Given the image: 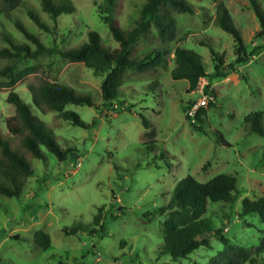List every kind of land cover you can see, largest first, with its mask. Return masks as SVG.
Returning a JSON list of instances; mask_svg holds the SVG:
<instances>
[{
  "label": "rangeland",
  "instance_id": "1",
  "mask_svg": "<svg viewBox=\"0 0 264 264\" xmlns=\"http://www.w3.org/2000/svg\"><path fill=\"white\" fill-rule=\"evenodd\" d=\"M76 11L61 15L56 21L43 12L38 0H25L33 6L54 34L41 31L22 8L17 15L44 45L57 50L78 47L87 42L88 29L101 35L105 47H119L100 21L93 0H70ZM196 15L178 14L177 37L162 44L159 40L139 39L132 57L142 56L154 48L171 49L150 70L125 72L124 84L113 104L101 97L103 77L96 76L83 64L68 63L58 54L16 63L13 76L32 69L11 88L0 87V132L6 135L5 121L15 114L8 103L10 92L31 104V87L45 83L68 86L89 95L94 106L67 105L90 129L73 126L59 118L58 112L32 105L35 116L54 132L63 149L71 152L65 162L48 154L46 161L30 160L35 174L30 177L20 198L0 195V264H210L223 244L216 235L209 236L202 247L186 259L172 260L162 255V224L166 215L159 209L169 203L175 186L192 176L200 183L227 174L236 177L238 198L231 203H208L202 219L210 221L212 230H220L232 244L247 248L253 264H264L259 252L264 225L256 214L239 219L244 199L264 196V137L251 133L245 117L254 112L264 114V50L238 73L227 78V67L236 60L233 37L214 26L216 4L209 0H186ZM229 9L235 28L241 33L247 53L263 42L257 39L259 23L248 0H221ZM264 11V0H258ZM114 15L120 29L128 33L145 0H118ZM204 9V11H202ZM24 41L4 18L0 30ZM199 55L207 74L213 78L215 107L205 108V123H197L203 132L192 128L184 107L199 97L188 92L187 81L172 79L175 68L172 50L177 42ZM205 41L207 45H201ZM217 52L215 61L210 47ZM6 46L0 40V47ZM0 59V66L5 65ZM7 80L0 78V83ZM211 85V86H212ZM126 111L114 112L115 109ZM142 115L152 124L146 130ZM264 124V120H263ZM230 147L222 144L220 137ZM100 215L98 224L94 218ZM146 216L149 218L147 219ZM77 228L75 236L62 230ZM46 232L51 248L41 250L33 243L36 231ZM241 264H251L244 260Z\"/></svg>",
  "mask_w": 264,
  "mask_h": 264
},
{
  "label": "trees",
  "instance_id": "2",
  "mask_svg": "<svg viewBox=\"0 0 264 264\" xmlns=\"http://www.w3.org/2000/svg\"><path fill=\"white\" fill-rule=\"evenodd\" d=\"M38 1L43 12L55 21L63 14L70 15L76 11L70 0ZM209 1L216 4L214 26L231 35L235 44L236 60L227 67V74H220L216 69L218 76L227 78L231 74L238 73V68L249 64L258 53L264 50V11L258 0H248V5L259 23L256 37L263 42V45L247 53L243 37L235 28L229 9L221 0ZM93 3L97 7L100 21L109 28L114 41L119 45L118 48L111 50L105 47L101 35L88 29L87 42L78 47L55 52L53 48L44 45L14 14L17 9L22 8L27 17L41 31L55 35V29H52L42 19L33 6L27 5L25 0H0V20L4 18L8 21L24 38V41H20L5 29L0 30V40L6 44V46L0 47V59L6 62L4 66H0V78L7 80V82L0 83V87L11 88L33 71L32 69L25 70L17 77L13 76L16 63L19 61L58 54L68 63L83 64L96 76L103 77L102 100L106 104H113L124 84L127 70L144 73L153 68L164 55L170 54L171 51V49L162 51L160 48H154L142 56L132 57V49L136 42L141 38H156L162 44L174 42L177 37V21L173 14H197L196 8L186 0H145L139 17L134 21V27L126 33L120 29L114 19V15L119 9L118 0H93ZM185 42L186 40L178 41L172 50L175 68L171 77L175 81H187L190 93L196 90L201 78L210 82L213 76L206 73L204 62L199 55L182 47ZM200 44L207 45V42L201 41ZM208 46L210 47V45ZM210 52L214 60L219 61L221 66L222 61L216 59L217 52L212 47H210ZM155 55L157 62L153 59ZM30 89L31 104L25 103L15 92H10L7 97L8 103L15 108V114L5 121L8 133L4 135L0 132V195L7 198H20L28 179L35 174L30 160L36 159L45 162L46 156L50 154L55 156L59 162H65L71 152L70 149H63L54 132L33 114L32 105L40 110L46 107L58 112L59 118L82 129H90L95 125L87 124L73 111L64 110L67 105L88 106L95 109L89 95L78 93L71 87L57 83H45L38 88L31 87ZM193 103H188L184 107V112L186 107ZM210 106L215 107V104L211 103ZM113 111L126 110L121 108ZM206 114V110L201 109L197 122L205 123ZM140 116L143 127L146 130L152 128V124L142 115ZM186 120L189 122L187 117ZM263 120V113L254 112L245 117V124L251 133L264 137ZM191 126L194 130L203 132L199 126L194 124ZM217 136L220 137L225 147H230L221 134H217ZM237 198V179L232 175L221 174L205 183L198 182L190 175L185 177L175 186L169 203L159 209V215H166L162 224L164 235L161 245L162 255H168L174 261L186 259L200 248L208 247L209 236L216 235L224 249L211 260L210 264H241L244 260L253 264L254 261L250 258L247 248L232 244L220 230L211 229L209 220L202 219L209 202L231 203ZM251 214H256L264 225V196L255 200L246 198L242 201V213L239 214V219ZM99 218L100 215H97L94 222L104 233L105 230L98 224ZM146 218L149 219L147 216ZM77 230V228H64L62 232L66 236H75ZM261 234L259 252L264 251V229ZM33 243L37 248L45 251L52 245L50 236L41 230L34 233Z\"/></svg>",
  "mask_w": 264,
  "mask_h": 264
},
{
  "label": "built area",
  "instance_id": "3",
  "mask_svg": "<svg viewBox=\"0 0 264 264\" xmlns=\"http://www.w3.org/2000/svg\"><path fill=\"white\" fill-rule=\"evenodd\" d=\"M194 93L198 95L199 100L191 105H188L184 114L189 119L191 124L197 125V117L200 110L205 109L211 103H215L216 98L212 92L211 84L205 78L200 79Z\"/></svg>",
  "mask_w": 264,
  "mask_h": 264
},
{
  "label": "crops",
  "instance_id": "4",
  "mask_svg": "<svg viewBox=\"0 0 264 264\" xmlns=\"http://www.w3.org/2000/svg\"><path fill=\"white\" fill-rule=\"evenodd\" d=\"M212 85V84H211ZM212 87H213V85H212Z\"/></svg>",
  "mask_w": 264,
  "mask_h": 264
}]
</instances>
